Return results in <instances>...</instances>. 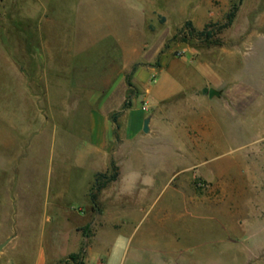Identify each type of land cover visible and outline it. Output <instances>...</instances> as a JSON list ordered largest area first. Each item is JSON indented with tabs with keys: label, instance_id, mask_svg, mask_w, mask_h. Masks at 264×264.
Masks as SVG:
<instances>
[{
	"label": "rangeland",
	"instance_id": "374dc122",
	"mask_svg": "<svg viewBox=\"0 0 264 264\" xmlns=\"http://www.w3.org/2000/svg\"><path fill=\"white\" fill-rule=\"evenodd\" d=\"M238 3L233 24L219 32ZM115 29L126 41L146 45L141 62L145 55L157 67L170 66L181 90L203 74L209 78L203 90L163 103L162 124L173 129L148 148L146 156L158 159L149 166L156 171L147 176L148 187L129 188L124 196L113 189L119 187L103 193L105 227L83 229L91 242L84 250L107 264H264V0H0V264H32L38 248L48 257L61 255L78 239L77 223L97 214L88 207L90 183L102 189L121 176L113 165L96 185L86 167L58 181L60 133L52 149L49 127L64 97L59 41L68 69L75 52L95 39L105 42L89 59L106 56L113 35H100ZM205 29L218 44L199 35ZM32 171L39 199L27 223L29 206L16 195ZM49 177L64 194L44 210ZM17 215L33 229L16 228ZM14 236H30L37 245L23 253L20 244L7 249ZM105 239L112 246L98 242Z\"/></svg>",
	"mask_w": 264,
	"mask_h": 264
},
{
	"label": "crops",
	"instance_id": "0c3cea01",
	"mask_svg": "<svg viewBox=\"0 0 264 264\" xmlns=\"http://www.w3.org/2000/svg\"><path fill=\"white\" fill-rule=\"evenodd\" d=\"M112 31V33L100 35L105 36V38H108L110 34L113 35L114 42L109 43L108 49H103V52L107 54L106 56L102 57L101 60L96 57L89 59V53L95 46H100L105 42L103 41L105 39L100 41L95 39L93 40L94 46H92L93 43L87 46L91 48L90 50L86 47L75 52L74 56L71 57L72 61H70L68 69L64 62L67 53L64 39L62 45V41H59L58 53L62 54L63 63H59L57 70L58 92L63 94L64 97L62 100L59 98L57 114L59 119L52 124L50 123L49 127L53 135L51 140L52 149H55L56 132L59 130L60 133L59 164L61 168H59L56 175L58 181H67L70 177L68 171L72 169L84 170L86 167L93 182L96 181L99 175L107 174L113 165L118 167L121 176L112 184L102 187L98 192L96 204L91 200L90 195L93 188L92 183H90L88 196L91 205H88V207H91L92 213L96 211L97 214L94 218L90 219L88 217L84 222L77 223L74 231L78 239L72 247H67L61 255L50 257L38 248L32 256V264H73L66 262L72 255L81 256V264H107L101 258V255H98V258L93 262L92 255L89 256L88 251L84 250V243L85 241L90 242V236H86L83 229L91 226L105 227L107 217H105L104 210L106 207L100 202V197L113 187H119L113 188L119 196L129 195L130 189L138 191L148 187L145 183L146 178L156 171L155 167L149 166L158 162L155 157L149 158L146 156L148 148L153 144H158L166 134L172 133L173 129L172 126L162 124L163 119H165L161 111L163 103L182 91H199L207 86L209 77L203 74L195 84L192 83L187 89L181 90L177 82L178 75L176 76L173 70L170 71V66L157 67L153 65L152 60H146L145 55L142 58L144 61L141 62L140 55L145 52L146 45L141 48L137 42L132 44L131 41L123 39L118 29ZM97 32L98 30L90 32L91 37L96 38ZM135 35H137L136 31L131 32V36ZM39 46L44 47L45 54H51L50 47L44 44ZM161 49L162 45L159 44V47L154 50L160 52ZM203 70L205 71L204 67ZM161 74L163 82L159 84L160 86H156ZM200 75H202V72ZM155 76H158V79L153 84L152 79ZM129 81H131L136 93L132 97L131 106L125 109V103L128 101L129 93H131L128 85ZM48 88V93H54V89ZM138 102L141 103L140 109L135 108ZM144 104L149 106L147 111L143 110ZM148 118L151 119L149 133H145L144 123ZM75 148L83 149L80 152L73 153L70 149ZM35 175V171H32L30 178L19 184L18 190L20 189L22 194L17 191L16 195L19 200L23 195L22 202L29 206L26 213L27 217H24L27 223L35 219L33 213L37 209L39 199V196L35 194L33 185ZM53 178L49 177L43 194L49 197L48 202L43 207L44 210L49 209L52 200L55 202L54 199L56 200L64 194L62 190L56 189ZM28 182L29 184H27ZM130 182H133L132 188ZM88 207L85 208L88 209ZM80 215L87 217L83 213ZM17 219L16 222L19 226L16 228L33 229L30 224H21L20 215H17ZM100 238L98 235L94 236L96 242ZM32 239L30 236H14L8 243L7 249L10 245L16 243L15 245L20 244L19 246L25 247L23 249L16 247V249L22 251V253L23 251L28 252L27 246L31 248L32 245L34 247L37 245V241ZM98 242H105L107 246H112L111 241L108 239ZM111 249L108 248L105 255L108 259L111 255Z\"/></svg>",
	"mask_w": 264,
	"mask_h": 264
},
{
	"label": "trees",
	"instance_id": "16d2710c",
	"mask_svg": "<svg viewBox=\"0 0 264 264\" xmlns=\"http://www.w3.org/2000/svg\"><path fill=\"white\" fill-rule=\"evenodd\" d=\"M239 6H240V3L233 5L231 12L226 17V23L219 27V32L228 29L233 24V22H234V20L236 18ZM188 25L191 26V24H188ZM199 35L201 37H204L206 39V41H210L211 43L218 44V42H219L218 40H213L214 37L216 36L215 33L207 32V29H205L204 31L199 32ZM128 85L130 87V92L131 93H129L128 101L125 103V106H124L125 109H127V108H129L131 106V101H132V97H133V92L132 91L134 90V87H133L131 81H129ZM105 175L106 174L99 175V177L100 176L102 177V176H105ZM114 179H116V178H113L112 180H114ZM112 180H109V181H112ZM96 185H97V181H96ZM100 190H101V187L98 186V185H97V187H94L92 189V193H91L90 196H91V200H92V202L94 204H96V202H97L98 192ZM66 262H70V263H73V264H81V259H80L79 255H72L69 258V260H67Z\"/></svg>",
	"mask_w": 264,
	"mask_h": 264
},
{
	"label": "water",
	"instance_id": "95a60500",
	"mask_svg": "<svg viewBox=\"0 0 264 264\" xmlns=\"http://www.w3.org/2000/svg\"><path fill=\"white\" fill-rule=\"evenodd\" d=\"M150 120H151L150 118L145 120V123H144V132L145 133H149ZM0 248H1V246H0Z\"/></svg>",
	"mask_w": 264,
	"mask_h": 264
},
{
	"label": "built area",
	"instance_id": "2783aa9c",
	"mask_svg": "<svg viewBox=\"0 0 264 264\" xmlns=\"http://www.w3.org/2000/svg\"><path fill=\"white\" fill-rule=\"evenodd\" d=\"M149 109V106H147L146 104L143 105V110L147 111Z\"/></svg>",
	"mask_w": 264,
	"mask_h": 264
}]
</instances>
